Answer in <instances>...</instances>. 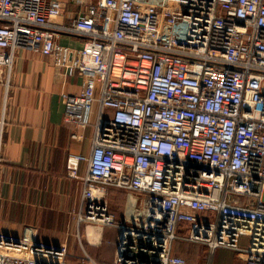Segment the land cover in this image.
Here are the masks:
<instances>
[{
  "label": "built area",
  "instance_id": "built-area-1",
  "mask_svg": "<svg viewBox=\"0 0 264 264\" xmlns=\"http://www.w3.org/2000/svg\"><path fill=\"white\" fill-rule=\"evenodd\" d=\"M85 14L59 24L49 0H0V82L26 50L73 69L66 122L98 102L79 222L117 229L113 264H188L187 242L264 264V0H71ZM77 36L82 47L61 46ZM8 83V80H7ZM109 188L143 194L118 221ZM241 237L248 247L240 248ZM67 249L0 234V264H66ZM210 264V262H206Z\"/></svg>",
  "mask_w": 264,
  "mask_h": 264
},
{
  "label": "crops",
  "instance_id": "crops-1",
  "mask_svg": "<svg viewBox=\"0 0 264 264\" xmlns=\"http://www.w3.org/2000/svg\"><path fill=\"white\" fill-rule=\"evenodd\" d=\"M49 1L62 6L59 24L69 25L86 11L85 5L71 0ZM57 41L70 48L84 43L82 38L68 35ZM1 78L0 234L64 246L66 264H113L117 229L78 221L86 161L79 163L78 178L67 174L70 157L87 159L91 155L98 115L111 112L95 102L85 126L66 122L62 94H79L83 79L75 70L56 67L51 58L40 54L17 51L9 75L2 72ZM142 197L116 188H109L107 195L119 222L129 202L138 204ZM191 244L198 250L204 246ZM175 247L174 241L172 252L177 255ZM233 257L243 264L242 254Z\"/></svg>",
  "mask_w": 264,
  "mask_h": 264
},
{
  "label": "rangeland",
  "instance_id": "rangeland-1",
  "mask_svg": "<svg viewBox=\"0 0 264 264\" xmlns=\"http://www.w3.org/2000/svg\"><path fill=\"white\" fill-rule=\"evenodd\" d=\"M184 229L181 231L178 229L177 233L179 235V239L175 240V248L177 249V255L183 257L188 264H206V262H212V264H237V261L234 259L233 254H237L234 251H228L225 249H220L217 252L208 255L206 248L200 245L199 250L195 245L184 241L183 236H187L189 233V225L184 224ZM240 248L246 249L248 247V238L241 237L240 239ZM203 250V251H202Z\"/></svg>",
  "mask_w": 264,
  "mask_h": 264
}]
</instances>
